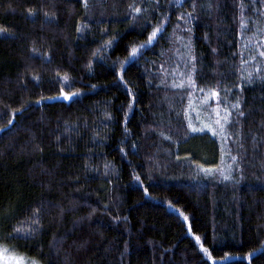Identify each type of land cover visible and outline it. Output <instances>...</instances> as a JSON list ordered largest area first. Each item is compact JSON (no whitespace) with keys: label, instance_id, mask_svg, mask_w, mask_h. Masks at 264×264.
Wrapping results in <instances>:
<instances>
[{"label":"trees","instance_id":"obj_1","mask_svg":"<svg viewBox=\"0 0 264 264\" xmlns=\"http://www.w3.org/2000/svg\"><path fill=\"white\" fill-rule=\"evenodd\" d=\"M0 28V248L264 264V0H0Z\"/></svg>","mask_w":264,"mask_h":264},{"label":"snow or ice","instance_id":"obj_2","mask_svg":"<svg viewBox=\"0 0 264 264\" xmlns=\"http://www.w3.org/2000/svg\"><path fill=\"white\" fill-rule=\"evenodd\" d=\"M81 3L83 4V6L87 9L88 7V0H81ZM133 13L134 14H139L141 13L142 11V8L140 6H135V5H130L129 6ZM31 15V12L29 13ZM180 17H178L179 19ZM162 24H163V21H161L160 23L157 24V26L153 27L152 30L148 33V36H147V40L144 44L142 45H139L138 47L139 48H144L148 45H151L153 44L154 40L157 38V35H158V32L162 31ZM4 31V29L0 28V32ZM77 31H80V28L78 27L77 28ZM108 42L105 43V48L103 50H106V48L108 47ZM138 54V48L137 47H132L128 53V57L129 58H133L135 56H137ZM261 56H264V51H262L260 53ZM120 73L117 72V76H119ZM251 76V74H250ZM188 83L190 86H194L193 84V81L191 79V74L189 73L188 74ZM174 87H182L183 85H173ZM79 93H65L63 90L60 92V96L63 97L64 100H68L70 96L72 95H78ZM129 95H131V93H129ZM212 97L215 98L217 96V93L215 90L212 91L211 93ZM51 99V98H50ZM40 101H37V103H39ZM234 108L236 109H239L240 108V104L239 102H237L234 106ZM16 111H19V109H16ZM240 115H243L242 112L239 113ZM228 119H229V116H228V113L226 112V114L224 115L223 117V120H224V123H228ZM13 121L11 119L8 120V124H12ZM219 123V121L217 122ZM189 130L191 132H201L203 131V129L201 128H195V127H192L191 124H189ZM220 129L221 131H223V125H220ZM4 129H0V131H3ZM208 131L210 132H213V129L212 128H209ZM213 134H215L213 132ZM121 151L123 152L124 150L121 149ZM233 160H235V157L232 158ZM225 180L229 179L228 176H224L223 177ZM134 179H139V177H134ZM181 215H183L181 213ZM39 224V214H38V211L37 210H34L33 211V215L30 219V223L28 224H25L24 221H20L19 222V226L17 227H14L13 229V233L14 234H18V235H26V236H31L33 235L36 231H37V228H34L33 225H38ZM9 239H14L16 238V235H12L10 237H8ZM197 243H199V238H197ZM202 251H207L206 249H201ZM0 252H3V253H7L8 252V249L6 248H0ZM4 259V264H39V261L36 260V259H31L30 261L27 260L26 258L22 257V256H9V255H4L2 257Z\"/></svg>","mask_w":264,"mask_h":264},{"label":"rangeland","instance_id":"obj_3","mask_svg":"<svg viewBox=\"0 0 264 264\" xmlns=\"http://www.w3.org/2000/svg\"><path fill=\"white\" fill-rule=\"evenodd\" d=\"M4 255H9V256H14V255H11L9 253H3V252H0V264H4V259L2 258Z\"/></svg>","mask_w":264,"mask_h":264}]
</instances>
